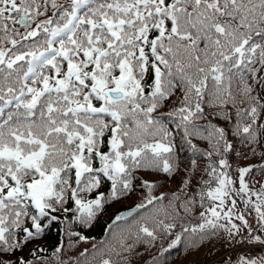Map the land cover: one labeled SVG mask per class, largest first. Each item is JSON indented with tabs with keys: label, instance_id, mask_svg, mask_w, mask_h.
Listing matches in <instances>:
<instances>
[{
	"label": "snow or ice",
	"instance_id": "snow-or-ice-1",
	"mask_svg": "<svg viewBox=\"0 0 264 264\" xmlns=\"http://www.w3.org/2000/svg\"><path fill=\"white\" fill-rule=\"evenodd\" d=\"M208 245L264 264V0H0V264Z\"/></svg>",
	"mask_w": 264,
	"mask_h": 264
},
{
	"label": "trees",
	"instance_id": "trees-1",
	"mask_svg": "<svg viewBox=\"0 0 264 264\" xmlns=\"http://www.w3.org/2000/svg\"><path fill=\"white\" fill-rule=\"evenodd\" d=\"M249 163H255V161H249ZM168 189H161V191H167ZM139 200L138 196H133L126 203L115 204L112 208H109L107 213L101 217L99 224L96 228L87 232L86 234L90 237H95L97 239L102 238V227L105 225V222L109 220V217L115 213L117 210H124ZM50 244L55 246L57 242V234L55 230L51 234L49 238ZM90 247L91 245H84ZM82 246V247H84ZM216 248H219V245H215ZM213 246L208 245L206 247H202L201 249L193 250L190 254L183 248L175 250L171 254L170 264H214V261L219 259L220 252H217L215 256H210L209 251L212 250Z\"/></svg>",
	"mask_w": 264,
	"mask_h": 264
}]
</instances>
